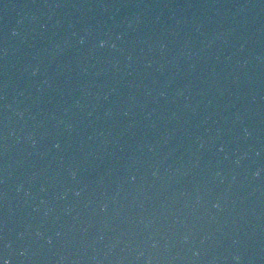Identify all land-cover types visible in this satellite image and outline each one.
Segmentation results:
<instances>
[{
	"label": "water",
	"instance_id": "water-1",
	"mask_svg": "<svg viewBox=\"0 0 264 264\" xmlns=\"http://www.w3.org/2000/svg\"><path fill=\"white\" fill-rule=\"evenodd\" d=\"M7 264H264V0H69L0 122Z\"/></svg>",
	"mask_w": 264,
	"mask_h": 264
},
{
	"label": "snow or ice",
	"instance_id": "snow-or-ice-1",
	"mask_svg": "<svg viewBox=\"0 0 264 264\" xmlns=\"http://www.w3.org/2000/svg\"><path fill=\"white\" fill-rule=\"evenodd\" d=\"M0 264H7V261L0 259Z\"/></svg>",
	"mask_w": 264,
	"mask_h": 264
}]
</instances>
